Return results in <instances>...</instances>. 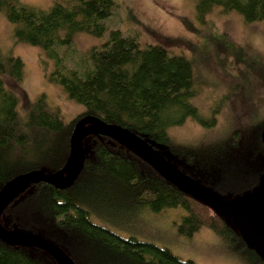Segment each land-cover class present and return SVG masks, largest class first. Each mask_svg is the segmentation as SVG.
Returning <instances> with one entry per match:
<instances>
[{
	"label": "trees",
	"instance_id": "obj_1",
	"mask_svg": "<svg viewBox=\"0 0 264 264\" xmlns=\"http://www.w3.org/2000/svg\"><path fill=\"white\" fill-rule=\"evenodd\" d=\"M52 1L49 10H41L19 0H0V14L13 26L16 43L42 50L53 64L48 81L83 111L66 123L43 94L30 103L22 91L23 62L11 55L0 56V188L19 174L39 170L35 166L41 160L54 167L53 173L62 169L74 125L85 116L127 129L158 152L159 148L167 150L191 167L186 175L200 178L223 199L249 193L257 186L253 174L224 176L215 166L203 163L197 150L180 146L169 136V129L188 119L205 128L216 123L219 108L206 119L194 104L198 89L190 60L172 56L159 45L142 46L135 35L117 27L110 29L106 22L120 12L115 0ZM194 1L199 19L217 7L223 14L236 13L246 24L260 23L264 28V0ZM80 34L102 42L77 60L73 40ZM85 143L84 166L74 185L67 190L45 183L32 186L5 210L3 227L53 242L75 264H195L166 248L121 237L92 220L100 214L121 217L143 210L161 214L181 209L180 236L190 238L208 229L224 239L232 253L252 264H264L229 220L176 189L124 147L97 136ZM174 166L182 171L180 165ZM203 175L215 180L214 184ZM0 264L55 262L41 251L0 241Z\"/></svg>",
	"mask_w": 264,
	"mask_h": 264
},
{
	"label": "rangeland",
	"instance_id": "obj_2",
	"mask_svg": "<svg viewBox=\"0 0 264 264\" xmlns=\"http://www.w3.org/2000/svg\"><path fill=\"white\" fill-rule=\"evenodd\" d=\"M19 1L41 10H49L53 4L52 0ZM115 1L120 7L119 16H112L106 25L110 29L117 27L124 34L135 35L142 46L159 45L172 56L190 60L198 89L194 104L199 113L209 119L212 111L219 108L213 127L205 128L188 119L183 125L169 129L172 141L197 150L203 163L210 168L215 166L224 176L230 173L241 174L243 178L249 174L260 175L264 169V153L258 150L256 142L259 128L264 123L263 25H248L238 14H223L217 7L199 19L194 0ZM101 42L85 34L76 35L73 40L75 59L86 56ZM7 55L20 58L24 64L22 91L27 101L34 102L43 94L48 104L59 110L66 123L80 116L83 108L69 100L58 85L48 81L53 69L51 61L41 49L16 43L13 26L4 14H0V56ZM23 108L20 107L22 114ZM159 149L170 163L180 165L182 172L191 170L167 150ZM35 167L47 174L54 171L50 163L42 160ZM191 177L214 191L200 178ZM202 177L209 181L205 175ZM214 181L210 179L209 182L213 185ZM183 215L181 209H169L161 214L143 210L121 217L100 214L108 221L96 215L92 220L121 237H134L166 248L183 261L252 264L228 250L226 241L208 229H201L190 238L180 236L177 225Z\"/></svg>",
	"mask_w": 264,
	"mask_h": 264
},
{
	"label": "water",
	"instance_id": "obj_3",
	"mask_svg": "<svg viewBox=\"0 0 264 264\" xmlns=\"http://www.w3.org/2000/svg\"><path fill=\"white\" fill-rule=\"evenodd\" d=\"M92 136L108 138L121 145L176 189L206 205L219 218L229 220L246 247L264 263V171L254 190L234 198L223 199L213 190L180 171L144 138L92 116L82 117L75 123L69 142V155L62 169L51 174L41 170L28 171L13 177L0 188L1 242L10 247L41 251L55 264H75L53 242L32 233L8 230L2 226L1 218L5 210L34 185L45 183L57 190L71 188L84 166V141Z\"/></svg>",
	"mask_w": 264,
	"mask_h": 264
},
{
	"label": "flooded vegetation",
	"instance_id": "obj_4",
	"mask_svg": "<svg viewBox=\"0 0 264 264\" xmlns=\"http://www.w3.org/2000/svg\"><path fill=\"white\" fill-rule=\"evenodd\" d=\"M260 129V133H259V138L257 137V146H258V150L264 153V123L261 125ZM264 171V169H263ZM263 171L260 173V175L256 176L257 178V182L259 183L260 177L263 173ZM258 186V184H257ZM257 186H254L252 190H254ZM251 190V191H252Z\"/></svg>",
	"mask_w": 264,
	"mask_h": 264
}]
</instances>
